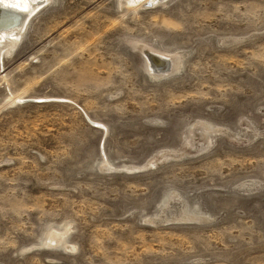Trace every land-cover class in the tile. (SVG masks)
Masks as SVG:
<instances>
[{"label": "rangeland", "instance_id": "obj_1", "mask_svg": "<svg viewBox=\"0 0 264 264\" xmlns=\"http://www.w3.org/2000/svg\"><path fill=\"white\" fill-rule=\"evenodd\" d=\"M0 264H264V0L0 28Z\"/></svg>", "mask_w": 264, "mask_h": 264}, {"label": "water", "instance_id": "obj_2", "mask_svg": "<svg viewBox=\"0 0 264 264\" xmlns=\"http://www.w3.org/2000/svg\"><path fill=\"white\" fill-rule=\"evenodd\" d=\"M32 6L28 7L25 11H21L19 9L9 8L10 14L6 12L5 9H0L1 13L6 14L0 17V28L2 29H10L12 30V34H20L26 25L29 18L37 12L46 2L47 0H31ZM153 2L149 1L146 4H152ZM144 54L151 61L153 65H151L152 70H156V68H160L163 71H167L170 68V62L168 59L160 58L158 54L153 52L152 50L145 49Z\"/></svg>", "mask_w": 264, "mask_h": 264}, {"label": "bare ground", "instance_id": "obj_3", "mask_svg": "<svg viewBox=\"0 0 264 264\" xmlns=\"http://www.w3.org/2000/svg\"><path fill=\"white\" fill-rule=\"evenodd\" d=\"M27 0H25V2H26ZM148 1V0H147ZM15 2L17 3V5L18 6H20V7H23L24 6V2H22V0L21 1H19V0H15ZM141 2H142V0H141ZM143 3L145 4L146 2H144L143 1ZM15 4V3H14ZM2 5H0V9H5L6 10V12L7 13H9L10 14V11H9V8H6V7H1ZM11 6V5H10ZM26 6V5H25ZM27 8L29 7V6H26ZM14 8V7H13ZM14 9H16V8H14ZM18 9V8H17ZM16 9V10H17ZM22 11V10H21ZM2 15H6V14H3V13H1V15H0V17L2 16Z\"/></svg>", "mask_w": 264, "mask_h": 264}]
</instances>
